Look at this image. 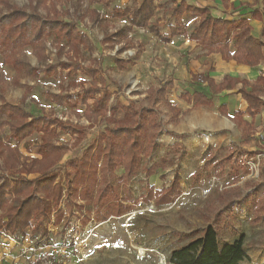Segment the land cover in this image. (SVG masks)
<instances>
[{
	"label": "rangeland",
	"instance_id": "rangeland-1",
	"mask_svg": "<svg viewBox=\"0 0 264 264\" xmlns=\"http://www.w3.org/2000/svg\"><path fill=\"white\" fill-rule=\"evenodd\" d=\"M101 1L7 0L4 4L0 0V18L14 9H24L29 14L36 12L44 19L58 17L76 24L90 44L75 55L65 37L49 35L43 42L47 52L43 62L32 45L12 54L11 63L0 56V93L4 100L22 106L34 119H44L41 124L48 117H58L69 125L68 130L62 124L52 126L55 143L61 149L53 153L54 162L47 165L45 176L48 173L56 176L54 183L61 188L62 195L60 207L54 206L57 198L51 200V217L46 221L49 234L32 233L31 229L25 235L0 231V264H31L43 252L55 255L57 264H170L172 250L202 235L209 224L217 228L222 243L245 234L248 258L244 264H264V112L257 117L254 137L247 143L241 130L217 111L223 101L231 102L228 97L236 100L232 110L244 108L238 96L221 94L214 98V108L192 110L181 118L179 126H174L169 122L171 114L167 113V107L156 105L150 90L174 77L177 85L169 98L182 111L191 107L180 99L182 91L209 93L203 82H188L179 73V60L190 48L185 36L193 32L206 14L201 11L175 18V0H155L150 26H133L127 33V44L108 42V45L104 41L107 33L130 25L126 18L115 17L112 9L135 8L142 0H111L110 4ZM244 9L251 11V5L238 11ZM92 10L99 15L92 14ZM152 25H157L163 35L170 34L174 25L181 26L183 32L167 43L150 28ZM117 59L127 62L123 68L116 63ZM48 65H56V73ZM33 67L37 68L38 76L25 73ZM91 70H97L98 82L104 79L103 87L113 93L112 104L121 100L126 105L135 102L138 109L153 106L160 110L157 146L151 153L141 151L139 169L127 184L121 178L125 172L123 166L108 173L119 197L107 203L98 200L99 187L91 196L73 195L71 181L67 179L68 173L75 175V165L84 162V157L93 158L96 154L94 147L105 130V120L97 116L88 118L86 105L72 107L67 102L58 105L46 96L49 91L77 96L82 93L83 85L91 86ZM89 102L92 106L93 100ZM123 117L124 112L115 116ZM3 128L0 127V135L10 134L8 127ZM44 135L42 130H34L22 141L11 137V145H18L22 154L19 160L27 163L32 157L42 160L40 148ZM6 156L0 154V165L5 160L8 165L13 163ZM158 161L163 168L154 174L148 172ZM103 163L102 155L95 167L98 182L105 174ZM24 174L33 181L42 176L41 172ZM0 175H4L2 169ZM37 185L34 182L22 197L30 194L44 197ZM145 198L151 200L147 202ZM122 203L130 211L104 219L109 206ZM59 210L64 217L57 221Z\"/></svg>",
	"mask_w": 264,
	"mask_h": 264
},
{
	"label": "trees",
	"instance_id": "trees-1",
	"mask_svg": "<svg viewBox=\"0 0 264 264\" xmlns=\"http://www.w3.org/2000/svg\"><path fill=\"white\" fill-rule=\"evenodd\" d=\"M91 1L96 2L101 0ZM104 1L108 4L111 0ZM154 1L142 0L141 4L135 8L115 6L112 9V14L117 18H126L130 25L113 33H107L104 41L113 44L122 42L127 44V33L131 31L130 29L133 26L144 28L150 26V20L154 15ZM1 3L5 4L7 0H2ZM201 11L206 14V17L200 21L190 34L192 40H195L199 46L206 49L207 53L218 52L227 60L235 59L237 62L249 66L260 64L264 59V42L254 37L252 26L248 19L228 20L213 17L207 9H199L184 2L174 9L173 15L180 18L190 13L201 14ZM57 13L58 11L55 12V14ZM93 13H95V16L99 15L96 10H92ZM252 15L256 17L262 14L257 10H253ZM91 19L96 20V17L91 15ZM15 22H18V24H14ZM150 28L165 42H169L170 37L181 31V26L174 25L171 27L170 34L163 35L157 25H152ZM49 35H54L58 38L65 37L70 50L75 55H78L82 49L90 47L87 36L79 32L76 24L59 20L58 17L44 19V17L36 12L29 14L24 9H14L0 18V56L5 58V62L11 63L12 54L27 45H32L37 49L38 59L43 62L47 59L46 46L43 42ZM109 43L108 45H110ZM116 63L119 67L123 68L127 62L123 59H117ZM47 68L53 69L56 73V65H48ZM90 72L93 77L91 86L84 87L83 85L82 93L77 96H64L50 91L46 93V96L58 105H63L65 102L72 107L79 104L86 105L85 113H87L88 118L97 116L105 120V130L101 132L98 143L94 147L96 154L93 158L84 157V162L75 165V175L68 173L67 179L71 181V193L73 195L74 193H79L77 197L83 198L91 196L92 193L94 195L96 192V187H99V191H97L98 200L102 201V203L103 201L107 203V201L111 199L115 200L119 197L117 186L114 181H111L108 173L116 170L119 166H123L125 172L121 178L127 184L139 169L141 151L151 153L157 146V135L160 132L158 122L160 110L153 106L138 109L135 102L126 105L121 100H116L112 104L113 94L106 86L103 87L105 83L104 79L102 80V84H99L96 78L98 74L97 70H91ZM25 73L35 76L39 74L35 67ZM192 79L195 82L201 81L206 83L213 96L223 90L235 88L241 83L242 85L238 91L248 102L247 114L255 117L264 108V99L260 97V95L264 94V76L262 75L255 81L241 80L226 75L221 82L217 83L209 75L198 73L194 74ZM16 82H18V79H16ZM172 88L173 82L168 81L150 90L155 96V101L167 107L171 114V120L175 122L179 118L180 109L168 97V93ZM28 89L31 90L32 86H28ZM181 97L188 103H192L194 107L213 106L212 96L204 91L196 90L193 93H183ZM0 99L2 100L0 103V127L1 130L4 129L3 127H8L10 131L8 135H0V154L5 153L8 159L15 161L8 165L7 160H5L4 164L0 165V169L4 173V175H0V210L3 211L0 215V231L7 234L21 233L25 235L28 229H31L32 233L40 231L42 235H48L49 230L46 223L51 217V200L57 198L58 202L54 206L58 207L62 195L61 188L59 189V186L54 183L56 176L49 173L45 176L49 168L47 165L54 162V160H51L53 153L59 152L61 149V146L55 143L54 135L56 132L52 126H55L57 123L58 125L62 124L64 130H68L69 125L58 117H48L41 124V121L44 119H34L33 114L29 113L22 106L9 104L4 100V95L1 93ZM91 99L93 100L92 106L89 102ZM219 111L222 115L231 117L239 126L243 127L245 138L250 139L249 135L253 129V123L244 118V112L237 111L233 116H230L228 107L225 104L219 106ZM121 112H124V117L116 119L115 116H118ZM34 130H42L45 133L40 148L43 158L40 160L32 157L30 163H27L26 161L19 160L22 154L18 149V145L13 146L10 141L11 137L22 141ZM104 142L105 144H103ZM102 155L104 159L103 171L105 174L103 173L99 181L101 183H99L95 167L97 159H100ZM90 159H94L95 162H91ZM159 168H163V166L158 161L148 169V172L154 174ZM36 172H41L42 176L34 181L27 178L24 174ZM36 181L38 183V191L45 193V196L41 197L30 194L22 197L26 191L32 189V184ZM174 187L175 183L172 188ZM151 192L146 197H149ZM176 194H178V191H176ZM9 196L13 199L11 200ZM150 200L151 198H145L147 202ZM122 205L109 206L108 213H106L104 219L111 214L121 215L125 211L128 212L130 207L125 206L126 204L123 203ZM61 211L59 210L56 213L57 221L59 219L62 220L64 217L61 215ZM245 240L246 235L241 234L232 241H224L222 243L219 239L217 228L209 224L202 235L194 236L188 244L173 249L169 257V263L244 264V261L248 258Z\"/></svg>",
	"mask_w": 264,
	"mask_h": 264
},
{
	"label": "crops",
	"instance_id": "crops-1",
	"mask_svg": "<svg viewBox=\"0 0 264 264\" xmlns=\"http://www.w3.org/2000/svg\"><path fill=\"white\" fill-rule=\"evenodd\" d=\"M183 2L186 4H189V5H193L195 7L205 8L209 11V13L213 17L225 18L228 20L246 18L249 20V23L252 26V34L254 35V37H256V38H258L264 42V34H263V28H264V16H263L264 3L263 2H264V0H175L176 7H178ZM249 5H251V11L246 12L247 11L246 9H244L245 11L243 10L244 12L238 11L241 8H245L246 6H249ZM174 9H173V11H174ZM253 10H257L262 15L253 17V15H252ZM240 13H243V14H240ZM184 16H182V17H184ZM182 32H183V30L181 28L180 33H178L172 37H176V36L180 35ZM190 34H187L185 36V39L188 41V45H189L188 47H190V48L187 50V53H185L181 56L182 59L179 60V63H180L179 68L181 69L179 73L183 74L184 77L188 79L187 80L188 82H190V81L195 82L192 78H193L194 74H198V73H203L205 75H209L217 83L221 82L226 75L236 77V78H239L241 80L247 79L250 81H255L261 75L264 76V59L260 62L259 65L249 66V65H246L243 63H239L235 59L227 60L222 56L221 53H218V52H211V53L207 54V50H203L202 47H200L195 40H192L190 38ZM172 37H170V40L167 43L171 42ZM263 51H264V47H263ZM208 64H209V66H208ZM244 65H246L248 67H244ZM168 81L173 82V88L168 93V97H169L170 92L174 88H176L177 81L174 77H171V79L164 81V83H166ZM99 84H102V83L99 82ZM204 84L208 88L209 93H207L205 90H204V92L207 93L208 95L212 96L213 106H211V107H194L192 103H188L185 99H183L181 97V95L183 93H193L195 91H192V92L191 91H182L180 96H179L180 99L183 100L184 102H186L187 104H190L191 107L182 111V107L177 106L176 104H174L170 100L174 105H176L180 109L179 118L177 119V121L173 122L171 120V117H170V121H169L170 124H173L174 126H179V121L187 113L191 112L192 110L200 109V108L212 109L215 107V105H214V102H215L214 98L215 97H217L221 94H224V95L225 94H231V96H233V97L238 96L240 98L241 102L244 104V108L242 107V108H239L236 110L235 109L232 110L231 107L234 106L236 100L234 98L231 99V97H228L231 102H228L226 100V101H223L221 104L227 105L228 112H229L230 116H233L237 111H242L245 113L244 118L246 120H248L250 123H253V129L250 131L251 133L249 135L250 139L245 138V135H244L245 131H244L243 127L239 126L231 117L221 114V112L219 111V106L221 104L217 107V111L222 118H227L228 120H230L231 123L236 125L241 130L243 141H245L247 143L251 142V140L253 139L252 137H254L255 122L257 121V117L259 115H261L262 112H264V108L255 117H252V116L247 114L248 102L241 95V93L238 91V89L242 85L241 83H239L238 86L235 88L223 90L222 92H220L219 94L214 95V96L211 94V91H210L209 87L207 86V84L206 83H204ZM84 87H86V86L84 85ZM200 91H203V90H200ZM260 97L264 99V94L260 95ZM155 104L159 105V103H157L156 101H155ZM167 113H169V112H167ZM190 124L193 125V122H190ZM184 126L186 127L187 124H185ZM175 131L178 132V129H175ZM179 132H182V130ZM180 135H182V134H180Z\"/></svg>",
	"mask_w": 264,
	"mask_h": 264
},
{
	"label": "built area",
	"instance_id": "built-area-1",
	"mask_svg": "<svg viewBox=\"0 0 264 264\" xmlns=\"http://www.w3.org/2000/svg\"><path fill=\"white\" fill-rule=\"evenodd\" d=\"M56 258L57 257L55 255L53 256L49 253L43 252L34 262H31V264H57L58 260Z\"/></svg>",
	"mask_w": 264,
	"mask_h": 264
}]
</instances>
